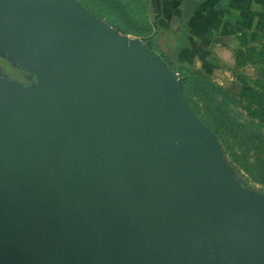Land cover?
<instances>
[{"label": "water", "instance_id": "obj_1", "mask_svg": "<svg viewBox=\"0 0 264 264\" xmlns=\"http://www.w3.org/2000/svg\"><path fill=\"white\" fill-rule=\"evenodd\" d=\"M0 264H264L240 184L179 77L77 0H0Z\"/></svg>", "mask_w": 264, "mask_h": 264}, {"label": "crops", "instance_id": "obj_2", "mask_svg": "<svg viewBox=\"0 0 264 264\" xmlns=\"http://www.w3.org/2000/svg\"><path fill=\"white\" fill-rule=\"evenodd\" d=\"M146 1L152 49L173 67L216 78L232 70L233 50L264 46V0Z\"/></svg>", "mask_w": 264, "mask_h": 264}, {"label": "trees", "instance_id": "obj_3", "mask_svg": "<svg viewBox=\"0 0 264 264\" xmlns=\"http://www.w3.org/2000/svg\"><path fill=\"white\" fill-rule=\"evenodd\" d=\"M90 1L94 5V14L98 17H102V15L105 14L107 18L103 19L108 24L113 25V14L118 10L121 14L127 16L131 21L144 23L145 35L142 39L144 43L151 50H153V35L148 34V32L151 30L152 24L148 18V13L145 9L143 0ZM244 51L245 50L241 49L233 50L234 64L231 69H234L238 66L242 57H244ZM173 69L178 71L181 91L186 102L192 108L201 122L216 135L217 139H219V146L222 150L225 163L235 170L242 172L243 181L239 180L240 184L246 186L244 181L251 184L257 182L261 185V191H264V140L256 134H253L252 139H250V131L245 130L242 127V124L235 120H231V124H227L224 128H220L224 126V124H222L221 118L213 114L207 107H205L202 111L198 110L195 104L191 103V101L188 99L186 89L190 84L197 88L196 91H204V93L208 95V100L206 101L217 108V114L219 116H229L228 110H226L222 105L224 100L229 99L241 104L246 109V112L249 116L255 117L260 121H264L263 93L253 88V86L250 85L247 80H245L238 73H235V71H232L233 79L231 80L230 85L225 86L213 78L211 74L205 73L199 69L191 70L179 66H175ZM231 128L237 131L240 136H244L243 139L250 140V144L246 145L244 149L239 151L234 150L230 145V142L224 137V133L227 131L229 132ZM249 148H251L250 154L248 152Z\"/></svg>", "mask_w": 264, "mask_h": 264}, {"label": "rangeland", "instance_id": "obj_4", "mask_svg": "<svg viewBox=\"0 0 264 264\" xmlns=\"http://www.w3.org/2000/svg\"><path fill=\"white\" fill-rule=\"evenodd\" d=\"M81 7H83L86 11L94 14L95 9L93 3L90 0H77ZM145 9L147 10V1L143 0ZM143 7V6H142ZM141 7V9H142ZM117 12V13H116ZM148 13V10H147ZM95 15V14H94ZM96 16V15H95ZM98 17V16H97ZM114 22L112 27L116 30L122 32L125 35L137 37L143 41L144 38V23L142 22H133L124 14H121L118 11H115L113 14ZM102 20L103 18H107L105 14L102 17H98ZM149 18V17H148ZM105 21V20H104ZM144 42V41H143ZM250 49L244 51V57H242L241 61L239 62L238 66L232 69L235 73L241 75L245 80L248 81L253 88L259 90L264 95V46H251ZM158 55L160 52L157 51ZM172 70H174L172 65L167 64ZM232 70L227 67L225 68L223 76L215 74V79L224 84L225 86H229L231 80L233 79ZM211 74V73H210ZM0 75L4 76L8 79H11L20 84H29L34 80L33 75H31L24 67L19 65L16 61L12 58L8 57L4 53H0ZM179 76V74H178ZM197 88L193 85L187 86V95L188 99L191 103H194L198 110L202 111L205 107H207L213 114L217 115L221 118L222 124H224V128L227 124H231L232 121H237L238 123L242 124V127L250 131L249 137L252 139L253 134L259 135L264 140V121H260L255 117L249 116L246 112V109L241 105L232 100H224L222 105L228 110V117L219 116L217 113V108L208 103V95L204 93V91H196ZM218 96V95H216ZM232 120V121H231ZM231 121V123H230ZM217 123V122H216ZM224 137L230 142L232 148L236 151L244 149L246 145L250 144V140L243 139L244 136H240L237 131L233 128L229 130V132L224 133ZM217 138V137H216ZM219 143V139H217ZM253 143V142H251ZM249 154L251 153V148L248 149ZM227 159V156H226ZM230 167V166H229ZM232 168V167H230ZM236 179L243 181V174L241 171H237L232 168ZM246 187L254 190V191H261V185L257 182L249 183L245 182Z\"/></svg>", "mask_w": 264, "mask_h": 264}, {"label": "built area", "instance_id": "obj_5", "mask_svg": "<svg viewBox=\"0 0 264 264\" xmlns=\"http://www.w3.org/2000/svg\"><path fill=\"white\" fill-rule=\"evenodd\" d=\"M173 72L178 76V71L174 70Z\"/></svg>", "mask_w": 264, "mask_h": 264}, {"label": "flooded vegetation", "instance_id": "obj_6", "mask_svg": "<svg viewBox=\"0 0 264 264\" xmlns=\"http://www.w3.org/2000/svg\"><path fill=\"white\" fill-rule=\"evenodd\" d=\"M32 78H33V76H32Z\"/></svg>", "mask_w": 264, "mask_h": 264}]
</instances>
